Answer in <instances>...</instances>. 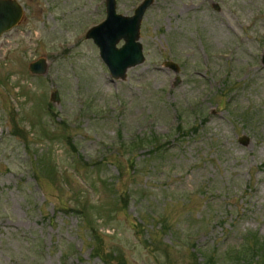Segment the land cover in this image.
I'll use <instances>...</instances> for the list:
<instances>
[{"label":"rangeland","instance_id":"obj_1","mask_svg":"<svg viewBox=\"0 0 264 264\" xmlns=\"http://www.w3.org/2000/svg\"><path fill=\"white\" fill-rule=\"evenodd\" d=\"M16 1L0 39V264H235L246 233L264 238V0H153L125 80L85 37L105 0ZM145 135L164 149L133 147Z\"/></svg>","mask_w":264,"mask_h":264},{"label":"water","instance_id":"obj_2","mask_svg":"<svg viewBox=\"0 0 264 264\" xmlns=\"http://www.w3.org/2000/svg\"><path fill=\"white\" fill-rule=\"evenodd\" d=\"M153 0H143L134 9L132 15H122L116 11V0H105L106 16L103 21L90 27L85 37L93 39L99 49V56L109 70L113 79L125 80L128 69L144 61L143 46L140 42V27L143 16ZM216 8L218 6L216 5ZM23 17V7L16 0H0V38L14 28ZM264 64V53L261 59ZM163 65L173 72L179 71V65L166 60ZM32 74L41 75L46 71L44 57L32 61L28 65ZM180 81L175 77L174 84ZM52 102L59 101L58 91L55 89L50 96ZM240 143L247 144L246 136L240 137ZM263 264V263H253Z\"/></svg>","mask_w":264,"mask_h":264},{"label":"trees","instance_id":"obj_3","mask_svg":"<svg viewBox=\"0 0 264 264\" xmlns=\"http://www.w3.org/2000/svg\"><path fill=\"white\" fill-rule=\"evenodd\" d=\"M48 105L51 106L50 103H48ZM159 141L160 140L156 139L152 135H145L135 139L134 144L138 146H133V145L132 146L133 147L148 146L153 148V152L162 151L164 148H161L162 145ZM156 142H159V145H157ZM49 166L50 165L48 163H44L45 168H48ZM52 169L54 170V172L57 173V169L55 168V166L52 167ZM105 185L107 186V188L113 187L112 183L111 184L108 183ZM112 190H113L112 192L113 196L118 197V199H120V197L117 195L116 190L114 188H112ZM86 202L87 201L85 200V196L83 194H76L75 195V203L77 204L76 207L82 205V210L76 209L75 211L80 215L82 222H84L87 225L89 234L91 235L90 236L91 239L97 240L94 234L92 235V233L95 231V227L90 225V221H87L90 219V217L86 215V208L84 207ZM116 208L117 206L115 203V205H113V208L110 210V213L112 210H116ZM100 251H101L100 248L95 249L96 254H99ZM227 258H229L231 261H235V264H252L254 262L264 263V238L259 236V234H257L256 232L246 233L245 241H243L240 245L236 246L235 248H232V250H230V254L229 253L227 254ZM118 264L121 263L119 262Z\"/></svg>","mask_w":264,"mask_h":264}]
</instances>
